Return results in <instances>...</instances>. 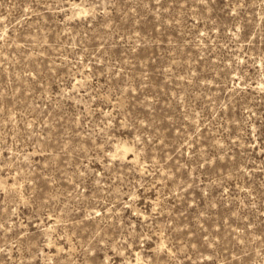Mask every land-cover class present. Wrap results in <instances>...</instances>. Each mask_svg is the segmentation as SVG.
I'll list each match as a JSON object with an SVG mask.
<instances>
[{
  "label": "rangeland",
  "instance_id": "obj_1",
  "mask_svg": "<svg viewBox=\"0 0 264 264\" xmlns=\"http://www.w3.org/2000/svg\"><path fill=\"white\" fill-rule=\"evenodd\" d=\"M0 264H264V0H0Z\"/></svg>",
  "mask_w": 264,
  "mask_h": 264
}]
</instances>
